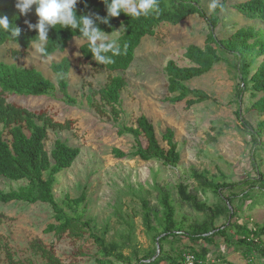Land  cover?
I'll return each mask as SVG.
<instances>
[{
  "label": "rangeland",
  "instance_id": "obj_1",
  "mask_svg": "<svg viewBox=\"0 0 264 264\" xmlns=\"http://www.w3.org/2000/svg\"><path fill=\"white\" fill-rule=\"evenodd\" d=\"M218 1L222 0H200V6L209 16L212 6ZM239 1L226 0L218 13L219 21L214 29L218 38H226L246 26L264 31L263 22L247 19L233 8ZM123 3L126 10L135 9L132 1L123 0ZM208 31L207 20L199 13L190 15L177 25L161 24L155 35L142 39L125 71H108L85 61L80 47L86 41L78 37L70 40L64 51H56L47 57L41 55L43 43L32 44L18 58L11 55L14 50L23 51L21 46L10 41L0 46V61L37 69L55 85L51 64L64 57L70 60L68 92L75 99L73 105L62 100L57 85L55 93L50 96L14 95L9 100L29 109H46L57 121L74 119V126L69 130L49 129L45 140L47 152L51 151L56 139L80 148L72 165L56 175L55 198L65 207L66 194L70 197L84 194L85 201L80 209L84 219L89 220L93 231L107 242L122 244L123 253L131 256L132 262L136 252L142 255L154 247L156 231L147 230L143 222L145 201L157 213L152 215L154 227H158L165 193L170 194L177 209L176 219H183L186 224L203 221L207 214L180 201V184L196 193L200 201L215 206L220 203L219 197L200 187L194 173H201L214 182L237 181L247 175L256 177L251 136L236 111H240L244 122L256 126L264 119V114L251 110V105L264 96V92L253 95V91L247 90L241 99L238 98V88L242 83L236 67L237 59L232 54L222 51L224 59L210 72L186 82L190 88L205 91L210 96L209 100L189 109L185 108L184 102L164 100L167 83L163 67L168 60H174L180 66L187 65L183 58L186 47L190 44L202 47ZM119 34L120 29L109 34L100 33L90 41L102 44ZM113 76H123L126 80L117 119L112 118L110 107L101 103L99 95L93 94ZM89 98L92 99L91 104ZM140 115H145L154 125L156 136L164 148L167 145L162 135L167 128L174 130L181 154L177 166H164L159 161H143L138 157L118 158L113 154L114 148L127 153L134 149V137L128 133L120 134L119 130L124 126L135 127ZM260 155L256 163L264 173V150ZM21 184L0 176L3 190ZM253 196L244 204L241 199L235 200V207L240 208L238 223L248 226L264 224V194L256 191ZM52 221L53 211L48 204H0V264H8L7 253L23 264H44L34 247L37 244L52 248L62 264H99L96 260L98 248L89 233L77 239L65 234L60 239L45 230ZM225 221L226 218L221 216L216 225ZM187 245L190 242L185 239L172 247L166 244L165 248L174 253ZM193 246L197 251L207 250V264H264V258L259 254L248 262L240 250L226 244L222 237H216L214 243H196ZM115 264L123 263L116 261Z\"/></svg>",
  "mask_w": 264,
  "mask_h": 264
},
{
  "label": "trees",
  "instance_id": "obj_2",
  "mask_svg": "<svg viewBox=\"0 0 264 264\" xmlns=\"http://www.w3.org/2000/svg\"><path fill=\"white\" fill-rule=\"evenodd\" d=\"M135 9L128 11L123 0H0V46L6 41L24 48L14 50L13 58L23 56L34 43H43L41 55L50 56L56 51H64L70 40L75 37L84 39L80 47L82 57L88 63L108 71L127 70L131 65L135 50L142 39L155 35L161 24L177 25L190 15L199 13L207 20L209 31L204 45L190 44L186 47L183 58L188 64L178 65L168 60L163 67L167 95L164 100L171 103L184 102L185 108L203 103L210 96L203 90L190 88L186 82L201 77L224 58L222 51L232 54L236 61L242 87L237 96L241 99L247 90L255 93L264 92V31L253 26L237 29L226 38L215 35L219 17L218 13L226 0L216 2L209 16L200 6V0H130ZM247 19L264 23V0H241L233 7ZM120 29L115 39L97 44L100 33H113ZM71 62L64 57L51 64L56 85L62 100L73 105L75 102L68 92V76ZM56 85L43 73L34 68H25L16 64L0 61V176L9 181L23 184L16 188L3 190L0 186V204L26 203L48 204L53 211V221L45 230L53 232L58 238L65 234L72 238H81L85 233L93 238L97 245V263L115 264H186L185 256L192 254L195 264H207L206 249L197 251L196 243H214L216 237H222L228 245L235 246L248 262L259 254L264 258V224L248 226L238 223L240 208L235 207L237 199H253L254 192L264 194V173L256 163L260 151L264 150V119L256 126L243 121L240 111L237 117L242 121L252 140V160L256 177H247L232 182H214L201 173H194V178L203 189H209L220 199L215 206L200 201L196 193L179 185L180 201L194 209L207 214L203 221L195 220L186 224L183 219H176L177 209L170 194L162 197L163 211L158 227L152 224V215H156L149 203H143V222L147 230L156 231L153 236L154 247L144 254L132 257L122 251L123 245L107 242L97 235L89 220H85L81 209L85 195L64 197L61 205L54 194L56 175L69 168L80 153V148L70 146L67 142L56 139L50 152L45 149V140L49 129L69 130L74 126V119L57 121L46 109H29L9 100L10 96L41 97L53 95ZM126 86L123 76H113L93 94L100 97L103 105L110 107L113 119L120 115L121 91ZM91 104L92 99H88ZM251 110L264 114V96L254 101ZM103 112V109H100ZM136 126H124L120 134H131L135 147L130 152L114 148L113 154L118 158L138 157L143 161H159L164 166L175 167L181 160L175 133L167 128L162 135L167 148L161 146L154 125L145 116L140 115ZM46 174V176H45ZM224 216L225 223L216 225ZM184 218V217H183ZM235 238V239H234ZM188 240L190 245L176 249L174 253L165 248L175 243ZM36 252L44 264H62L52 248L35 245ZM174 249V248H172ZM8 264H23L16 261L11 253L6 255Z\"/></svg>",
  "mask_w": 264,
  "mask_h": 264
},
{
  "label": "built area",
  "instance_id": "obj_3",
  "mask_svg": "<svg viewBox=\"0 0 264 264\" xmlns=\"http://www.w3.org/2000/svg\"><path fill=\"white\" fill-rule=\"evenodd\" d=\"M185 262L186 264H195L193 255L187 254L185 256Z\"/></svg>",
  "mask_w": 264,
  "mask_h": 264
}]
</instances>
